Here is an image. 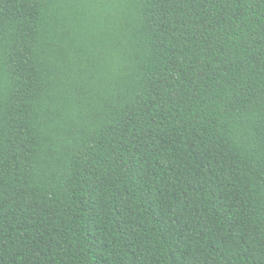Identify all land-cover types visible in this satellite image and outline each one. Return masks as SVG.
I'll list each match as a JSON object with an SVG mask.
<instances>
[{
  "label": "trees",
  "instance_id": "obj_1",
  "mask_svg": "<svg viewBox=\"0 0 264 264\" xmlns=\"http://www.w3.org/2000/svg\"><path fill=\"white\" fill-rule=\"evenodd\" d=\"M0 264H264V0H0Z\"/></svg>",
  "mask_w": 264,
  "mask_h": 264
}]
</instances>
